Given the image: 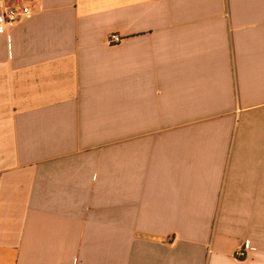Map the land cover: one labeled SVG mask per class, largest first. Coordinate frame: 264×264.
Masks as SVG:
<instances>
[{
    "label": "crops",
    "instance_id": "crops-1",
    "mask_svg": "<svg viewBox=\"0 0 264 264\" xmlns=\"http://www.w3.org/2000/svg\"><path fill=\"white\" fill-rule=\"evenodd\" d=\"M11 7L0 264H264V0Z\"/></svg>",
    "mask_w": 264,
    "mask_h": 264
},
{
    "label": "built area",
    "instance_id": "built-area-1",
    "mask_svg": "<svg viewBox=\"0 0 264 264\" xmlns=\"http://www.w3.org/2000/svg\"><path fill=\"white\" fill-rule=\"evenodd\" d=\"M27 7H11L4 9L0 15V30L3 26L13 25L18 23L23 17L29 14ZM120 43V39L116 36H111L107 40L108 45H116ZM254 252L253 248H250L247 243L243 244L242 247L237 251L235 257L238 260H245L250 254Z\"/></svg>",
    "mask_w": 264,
    "mask_h": 264
}]
</instances>
